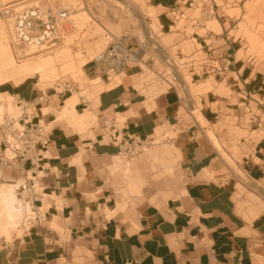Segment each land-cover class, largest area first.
<instances>
[{
	"label": "crops",
	"instance_id": "obj_1",
	"mask_svg": "<svg viewBox=\"0 0 264 264\" xmlns=\"http://www.w3.org/2000/svg\"><path fill=\"white\" fill-rule=\"evenodd\" d=\"M146 1L159 14L174 3ZM145 16L158 21L152 13ZM237 62L234 59L235 69ZM238 71L245 81H255L251 65L241 64ZM139 74L137 67H125L93 100L77 93L66 97L56 116L52 96L31 105L30 120L40 121L50 137L37 168L5 158L0 145V235L8 234L31 211L15 193L18 184L31 179L42 219L29 223L23 235L1 240L0 264H264V200L254 201L250 212L237 202L242 193L259 192L238 177L235 162L221 149L238 178L234 190L219 163L221 153L212 132L200 126L214 116L210 106L218 100L211 98L221 95L202 93L199 110L190 98L192 91L186 98L178 96L163 78L164 90L152 92L138 81ZM28 78L32 76L1 82L0 95L31 99L39 92ZM201 91L196 87L193 92ZM179 97L184 101L181 106ZM180 109L199 123L201 136L190 131L188 119L178 118ZM107 119L114 127L111 133L122 140L173 139L181 172L176 194L124 216L110 183L113 159L121 147L108 140ZM172 153L163 151L164 159L171 161ZM242 169L250 182L264 187V137L254 145L253 155L242 158Z\"/></svg>",
	"mask_w": 264,
	"mask_h": 264
},
{
	"label": "rangeland",
	"instance_id": "obj_2",
	"mask_svg": "<svg viewBox=\"0 0 264 264\" xmlns=\"http://www.w3.org/2000/svg\"><path fill=\"white\" fill-rule=\"evenodd\" d=\"M130 1L0 0V78L15 83L16 69L43 64V71L27 80L39 92L34 96L43 94L46 98L53 97L56 116L66 97L77 93L80 98L93 100L97 91L114 84L118 71L110 72V82L105 83L109 80L107 74L92 60L110 43L111 37L145 35L148 46L140 52L138 63L128 65L141 71L139 82L150 87L152 92H157L164 90L163 78H167L172 83L167 89L178 96L180 94L186 98L188 92L192 91L190 98L199 110L202 93L214 91L221 95L211 98L212 101L218 100L210 106L215 110L214 116L200 126L203 131L212 132L214 144L221 153L218 158L224 176L237 191L235 184L238 178L221 149L243 171L242 158L253 155L254 145L264 137V0H187L185 3L174 0L163 14H159L146 0H133L141 11L152 13L158 20L153 21L145 16L143 26L137 11L129 7ZM10 4H14L15 8L30 4L66 6L70 9L75 28L61 45L34 51L33 54L29 53L30 48L19 51L12 43L8 16L4 13ZM211 4L217 11L216 16H200L201 10ZM234 59L238 60L236 69ZM241 64L251 65L253 73L257 75L255 81L244 80V74L238 71ZM170 66L172 68L169 69ZM173 72L178 80L172 78ZM64 82L72 86L75 92L63 96L56 94L54 89L58 91ZM182 85L185 95L181 93ZM196 87L202 91L193 92ZM15 101L13 97L0 95V103H3L0 122L5 116H18ZM182 101L180 98L179 106ZM190 116L183 109L178 118L188 119L190 131L196 130V135L201 136L197 132L199 123L195 121V124ZM95 123L96 119L91 124ZM104 127L108 140L114 141L115 135L111 133L114 127L108 119ZM117 139L121 148L120 154L113 159L110 183L116 204L120 205L124 216L135 213L146 203L176 194L181 183V172L177 149L171 137H161L155 142L153 136L132 138L128 141L131 152L125 149L129 146L124 144L126 139ZM0 145L3 156L8 159L12 154L4 152L1 137ZM163 151L174 152L171 161L164 159ZM15 193L23 201L29 199L26 191L20 192L16 188ZM258 198L264 200V195L249 191L240 194L237 202L250 212V205H254V201L259 202ZM29 216L33 215L26 212L18 220V226L10 228L8 234H1L0 242L4 238L10 239L12 234L23 235V231L34 223L29 222Z\"/></svg>",
	"mask_w": 264,
	"mask_h": 264
},
{
	"label": "built area",
	"instance_id": "obj_3",
	"mask_svg": "<svg viewBox=\"0 0 264 264\" xmlns=\"http://www.w3.org/2000/svg\"><path fill=\"white\" fill-rule=\"evenodd\" d=\"M6 9L4 10L5 15L10 13L12 43L19 51L29 48V46L55 47L61 45L75 28L69 19L70 9L66 6L30 4L20 5L17 8L11 7L9 11ZM216 14L217 11L211 4L201 10L200 16L215 17ZM130 36L111 37L110 43L102 52L93 57V63L102 68V72L107 74V79H109L110 72L123 71L130 63H138L140 52L148 46L142 34ZM54 91L63 96L66 93H73L75 90L64 82L58 91L55 89ZM44 100H46V96L43 94L27 100L18 99L16 101V106L19 109L18 116L16 118L5 116L0 122V137L4 143V152L11 153L12 155L8 159H15L21 167L28 163L30 168H37L42 159V150L50 142L49 133L40 121L32 122L30 120V106ZM117 137L118 135L114 136L116 143L118 142ZM130 140L132 138H127L124 144H128ZM128 145L125 149L127 152H131L132 148H130V144ZM33 188V179L17 186L18 191L29 193L27 203L33 216H29L27 219L29 222L40 223L42 219L34 203L36 193Z\"/></svg>",
	"mask_w": 264,
	"mask_h": 264
},
{
	"label": "bare ground",
	"instance_id": "obj_4",
	"mask_svg": "<svg viewBox=\"0 0 264 264\" xmlns=\"http://www.w3.org/2000/svg\"><path fill=\"white\" fill-rule=\"evenodd\" d=\"M122 1V0H121ZM8 8L6 9V11H9V9L11 8V7H14V4H10V5H8L7 6ZM129 7L133 10V11H137V13H138V15H139V18H140V22H141V25L143 26L144 25V21H143V18L145 17V15H147V14H145L143 11H141L137 6H136V4H135V2L133 1V0H131L130 1V5H129ZM15 8V7H14ZM7 16H8V20H10V13H8V14H6ZM69 19H70V21H71V23L74 25V23H73V19H72V14H71V12H70V17H69ZM9 26H10V23H9ZM10 28H11V26H10ZM73 30H74V28H73ZM144 37H145V39H146V36L144 35ZM150 38V37H149ZM148 44H149V42H148ZM53 46V45H52ZM49 47H51V46H44V45H41V46H29V48H30V52L29 53H31V54H33L34 53V51H38V50H42V49H44V48H49ZM36 48H38V49H36ZM29 50V49H28ZM48 61V60H47ZM44 62H45V60H44ZM43 62V63H44ZM48 63V62H47ZM46 64V63H45ZM172 64V63H171ZM28 65V64H27ZM47 65H49V64H47ZM47 65H45V66H47ZM170 65V64H169ZM43 68H44V65L43 64H41V63H36V64H34V65H32V66H30V67H27V66H21V67H19L18 69H16L15 70V73H16V75H17V78H16V81L15 82H19V81H21L22 79H24V78H26V77H28V76H33V75H35V74H38V73H40L41 71H43ZM170 68H172V66H170L169 67V69ZM172 70V69H171ZM170 70V71H171ZM173 71V70H172ZM43 73V72H42ZM172 78L174 79V80H178V76L176 75V73L175 72H173L172 74ZM169 80V79H168ZM3 81H5L3 78H0V83L1 82H3ZM170 82V81H169ZM75 92V91H74ZM184 92H185V89H184V86L182 85V90H181V93L182 94H184ZM181 94V95H182ZM185 95V94H184ZM67 104V103H66ZM191 104V103H190ZM3 106V104L2 103H0V108ZM193 106H194V104H193ZM194 110V109H193ZM198 117H199V119H203V117L201 116V114L200 113H198ZM213 137V136H212ZM222 151V150H221ZM225 155V154H224ZM233 167H234V170H235V172H236V174L238 175V177L240 178V179H243L245 182H248L249 183V185L254 189V190H256V191H258L259 193H261L262 195H264V187H262V185H261V183H257V182H250L249 180H248V178L246 177V175L244 174V172L234 163L233 164ZM18 199H15V201H16V203L18 202L17 201ZM24 207V206H23Z\"/></svg>",
	"mask_w": 264,
	"mask_h": 264
}]
</instances>
